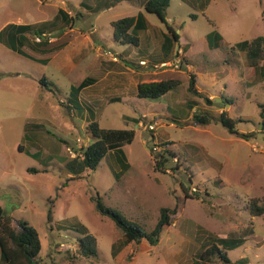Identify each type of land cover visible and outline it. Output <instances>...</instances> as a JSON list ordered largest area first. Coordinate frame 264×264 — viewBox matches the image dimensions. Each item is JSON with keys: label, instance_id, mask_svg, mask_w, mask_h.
Wrapping results in <instances>:
<instances>
[{"label": "rangeland", "instance_id": "374dc122", "mask_svg": "<svg viewBox=\"0 0 264 264\" xmlns=\"http://www.w3.org/2000/svg\"><path fill=\"white\" fill-rule=\"evenodd\" d=\"M84 4L94 7L95 1L0 0V32L9 24L49 25L46 38L54 42L72 31L56 20L58 12L77 18V36L47 65L0 42V207L12 226L22 221L37 231L42 264H189L203 243L217 245L232 264H264V214L249 211L252 199L264 205V71H252L237 49L264 36V0H171L167 22L188 45L173 72H162L155 51L146 54L145 33L139 48L113 40L111 23L135 16L141 0L96 14ZM145 17L149 29L166 34L155 15ZM213 31L222 38L217 49L207 47ZM191 73L198 95L187 90ZM88 77L97 79L95 88L76 101L70 89ZM42 78L58 91L42 87ZM165 79L180 85L158 100L137 97L138 83ZM223 111L248 138L222 127ZM195 112L207 123L194 121ZM91 122L131 130L134 137L114 150L124 160L110 151L95 170L74 178L65 165L94 141L87 131ZM97 202L146 233L161 209L177 207V213L155 246L144 240L126 244ZM77 228L95 237L96 258L80 255ZM238 239L243 242L233 248L231 240Z\"/></svg>", "mask_w": 264, "mask_h": 264}, {"label": "trees", "instance_id": "16d2710c", "mask_svg": "<svg viewBox=\"0 0 264 264\" xmlns=\"http://www.w3.org/2000/svg\"><path fill=\"white\" fill-rule=\"evenodd\" d=\"M95 6L91 7L84 4L91 14L99 13L105 9L115 6L119 2H130L134 0H94ZM142 11L146 14L155 15L158 21L164 26L168 34L172 35L175 42L178 41L179 35L170 27L165 16V10L169 6L171 0H141ZM98 11V12H94ZM56 20L66 23L72 31L68 32L62 38L48 42L44 40L43 34L48 30L49 25L39 26L35 28L31 25H15L9 24L0 32V41L3 40L5 46L11 51L26 57L39 64L45 65L62 47L66 46L77 35L74 30L75 17H69L65 12H58ZM262 19L264 21V9L262 10ZM145 20L142 13L136 16H127L118 19L111 23L113 31V39L121 45L130 44L133 46L138 45L137 33L145 28ZM30 36L40 38V42L32 43L29 39ZM34 39V38H33ZM221 36L216 31L207 35V43L209 48H218L221 44ZM213 42L215 43L213 45ZM237 49L243 51L246 55V61L252 71H264V66L260 67L259 62L264 61V36H258L251 41H242L238 43ZM88 81L84 80L78 86L72 87L70 93L74 97H78L79 92L87 86ZM39 84L46 88L47 91H52L50 87L58 91V89L50 82L40 79ZM180 85L178 79H165L160 81L140 82L136 85V95L139 99L158 100L166 94L174 91ZM188 92L190 94H200L195 88V75L189 74ZM53 93V94H54ZM208 102L207 98H204ZM68 101H70L68 99ZM260 118L262 119V126L264 127V104L259 106ZM194 121L205 124L208 118L204 115H198L196 112L193 114ZM218 122L230 134L236 135L240 138H248L246 134H241L237 131L233 119L227 116L226 112H221ZM139 122H136V125ZM87 131L94 138V141L75 158L68 161L65 165L66 170L73 174L74 178H78L84 170H95L102 159L110 151H119V147L124 143H131L134 133L131 130H114L104 129L99 126L97 122H91L87 126ZM162 154L156 157V167L161 165ZM124 160V157L122 158ZM28 172L37 173L35 169H29ZM98 209L102 215H107L114 224L121 230L126 244L138 243L146 241L152 246H155L160 238V235L165 227L171 225L170 216L177 213V207L174 209H161L160 217L150 233L144 232L136 223L125 219L119 213L112 209L103 207L97 202ZM250 214L254 217L264 214V205L258 206L257 200L252 199L249 205ZM48 221L51 219V210L48 211ZM12 219L6 215L0 207V258L3 264H42L38 260V255L41 251V242L37 231L26 222L18 221L16 226H12ZM80 232L81 237L77 240L78 250L80 255L85 258H96L97 248L96 239L93 235L88 233L85 229H76ZM220 241H228L227 239H220ZM232 247H238L243 240H231ZM219 262H215L214 258ZM215 258V259H216ZM221 262V263H220ZM189 264H232L225 252H223L217 245H205L203 243L200 249L193 256Z\"/></svg>", "mask_w": 264, "mask_h": 264}, {"label": "crops", "instance_id": "0c3cea01", "mask_svg": "<svg viewBox=\"0 0 264 264\" xmlns=\"http://www.w3.org/2000/svg\"><path fill=\"white\" fill-rule=\"evenodd\" d=\"M106 10V9H105ZM140 13H142L143 14V16H144V20H145V28L143 29V30H140L138 33H137V37H138V45L137 46H134V47H138L139 48V46H140V43H141V33H145L146 34V32L148 33L147 35H145L144 34V36H145V52H146V54L148 55V56H150L149 54H152L154 51L157 53V58H158V63H159V65H161L162 63H171L172 65L171 66H169V68L168 67H166V68H164V70H162V72H167V71H165V69H169L168 71H175V69H178L179 68V66L178 67H174V61L177 59V58H181V53H184V56L186 57L187 55H186V53H187V49H188V45L187 44H185V43H183L182 42V38H181V36L179 35V38H178V41L177 42H175L174 40H173V38H172V35L171 34H168L167 32H166V34L165 33H163L161 30H159L157 33L154 31L155 29H149V25H148V22L146 21V17H145V14L146 13H144L142 10L141 11H139ZM138 12V13H139ZM137 13V14H138ZM136 14V15H137ZM135 15V16H136ZM15 25H28V24H15ZM71 30V29H70ZM3 31V30H2ZM1 31V32H2ZM68 32H65L64 33V35H62L60 38H62L63 36H65L66 34H67ZM77 33V32H76ZM151 34H152V37H154L155 35H160L161 36V40L160 41H156V42H153L152 41V39H151ZM210 34V33H209ZM208 34V35H209ZM77 36V35H76ZM75 36V37H76ZM47 36H46V34H43V38L44 39H47L46 38ZM74 37V38H75ZM34 38V41L35 42H37L36 41V39H39V41L38 42H40V38H38V37H33ZM60 38H57L56 40H58V39H60ZM48 40V39H47ZM114 40V39H113ZM4 46H5V44H4V42H3V40L2 41H0ZM48 42H52L51 40H48ZM71 42V41H70ZM69 42V43H70ZM206 42H207V36H206ZM215 43L213 42V45H214ZM6 47V46H5ZM65 47V46H64ZM64 47H62V48H64ZM207 47H208V43H207ZM221 47V46H220ZM220 47H218V48H220ZM61 48V49H62ZM209 48V47H208ZM61 49H59V51L45 64V65H47V64H49L52 60H54L55 59V57L60 53V50ZM177 49V55H176V57L174 56V57H172L171 58V53L172 54H175L176 53V50ZM210 49V48H209ZM217 49V48H216ZM10 50V49H9ZM240 51V50H239ZM241 52H243V51H241ZM15 53V52H14ZM149 53V54H148ZM17 54V53H16ZM19 55V54H18ZM21 56V55H20ZM23 57V56H22ZM150 57H153V56H150ZM170 57V58H169ZM24 58H26V57H24ZM28 59V58H27ZM171 59V60H170ZM30 60V59H29ZM181 60H182V58H181ZM32 61V60H31ZM33 62H35V61H33ZM35 63H37V62H35ZM110 65H112V64H110ZM158 64H155V66H159ZM184 67L186 68V70L187 71H191L192 70V67L190 66V65H188V63H185L184 64ZM84 80H92L91 82L90 81H88V84H87V86L86 87H84L80 92H79V95H78V97L76 98V101H79V96H80V94H81V92L82 91H85V90H93L94 88H95V85H96V83H97V79L96 78H93V77H88V78H84L81 82H83ZM158 81H160V80H158ZM80 82V83H81ZM79 83V84H80ZM53 84V83H52ZM78 84V85H79ZM55 87H56V85L55 84H53ZM77 85V86H78ZM72 87H74V86H72ZM71 87V88H72ZM76 87V86H75ZM57 88V87H56ZM58 89V88H57ZM71 90V89H70ZM167 96V94L165 95V96H163V97H166ZM162 97V98H163ZM139 124V123H138ZM117 152V151H116ZM115 151H114V156H115V160L116 161H118L119 159H121L122 158V155H120L119 157H117L116 156V153ZM29 170V169H28ZM1 259V258H0Z\"/></svg>", "mask_w": 264, "mask_h": 264}, {"label": "built area", "instance_id": "2783aa9c", "mask_svg": "<svg viewBox=\"0 0 264 264\" xmlns=\"http://www.w3.org/2000/svg\"><path fill=\"white\" fill-rule=\"evenodd\" d=\"M36 41L38 42L39 39H36ZM180 63H181V59H180V58H177V59L174 61V67H175V68L178 67V66L180 65ZM141 64H144V62H141ZM171 65H172L171 63H162L159 67L164 69V68L169 67V66H171ZM149 129L153 130V127L150 126ZM68 152H69L70 154H72V151H71V150H69Z\"/></svg>", "mask_w": 264, "mask_h": 264}]
</instances>
